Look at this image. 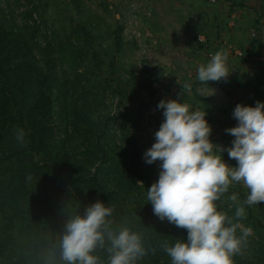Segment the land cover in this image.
<instances>
[{"label":"rangeland","instance_id":"rangeland-1","mask_svg":"<svg viewBox=\"0 0 264 264\" xmlns=\"http://www.w3.org/2000/svg\"><path fill=\"white\" fill-rule=\"evenodd\" d=\"M220 50L237 72L255 68L257 60L264 72V0H0V159L13 145L15 150H28L23 152L26 157L20 155L24 169L46 158L55 169L78 170L87 165L96 141L92 134L106 120L108 137L123 140L119 111L124 105H130L133 113L140 105L147 109L138 129L124 134L133 152L136 142L149 148L163 120L162 109H157L161 99L181 100L190 110L206 111L210 139L230 146L233 137L225 129L236 124L232 104L225 107L217 101L221 84L197 79V67ZM33 125L34 138L24 133L22 141L16 139L17 129L29 132ZM221 156L235 166L226 151ZM144 167L151 176L149 187L158 179L159 161H144ZM26 175L17 202L0 209V236L3 231L11 234V241L0 250V264L50 260L59 264V250L53 249V243L64 229L66 216L83 214L86 207L78 200L49 196L44 183L36 184L34 171L27 169ZM239 188L246 198L249 190L242 182L231 183L220 203L215 202L216 210L227 207L223 212L233 218L242 205L245 214L251 211L264 223V209H260L264 203L248 210L245 199L238 197ZM232 195L235 201L229 199ZM115 202L120 209L117 212L112 206L114 227L137 231L145 248L151 249L142 258L148 264H172L161 244L172 246L186 239L187 231L155 216L147 193L144 208L129 201L123 205L119 194ZM40 204L42 209L37 207ZM60 216L64 217L56 219ZM11 217H19L20 222L10 225ZM45 223L52 227H38ZM252 234L232 258L233 264L253 254ZM94 254L107 264L105 249ZM249 264L263 263L254 259Z\"/></svg>","mask_w":264,"mask_h":264},{"label":"clouds","instance_id":"clouds-1","mask_svg":"<svg viewBox=\"0 0 264 264\" xmlns=\"http://www.w3.org/2000/svg\"><path fill=\"white\" fill-rule=\"evenodd\" d=\"M227 60V53L215 52L197 68V79L227 78ZM157 109H162L163 120L154 142L142 154L145 163L159 161L158 179L147 187V201L161 221L187 230L186 239L172 246L164 242L161 248L172 264H233L232 257L241 251L252 230L233 223L216 210L214 202L235 182L249 190L244 204L264 202V101L234 106L236 124L225 129L233 137L230 146L210 139L212 128L205 119L206 111L190 110V105L177 99H161ZM15 135L22 141L24 130L17 129ZM225 151L236 161L235 166L222 158ZM229 199L235 201L236 196ZM112 213V206L97 200L83 214L66 216L64 229L53 243V249L59 250V264H103L94 254L97 249L108 253L107 264H137L151 249L145 248L137 231L113 227ZM244 215V207L238 205L235 218L238 221Z\"/></svg>","mask_w":264,"mask_h":264},{"label":"trees","instance_id":"trees-1","mask_svg":"<svg viewBox=\"0 0 264 264\" xmlns=\"http://www.w3.org/2000/svg\"><path fill=\"white\" fill-rule=\"evenodd\" d=\"M139 107L138 113H133V108L130 105H124V109L119 111L120 122L123 126V129L119 131V135L123 140L118 141L115 136L112 140L108 137L107 120L94 134H92L96 140L94 147H92L89 156L86 157L88 159L86 162L87 165L84 166V164H82L78 170H72L66 167L55 169L50 164L51 160H47L44 157L40 162L37 161L35 165L30 164L28 168L24 169L21 167V161L23 159L21 160L20 155L21 157H26L27 153L25 152V154H23V152L28 150L25 148L15 150L12 145L10 147L11 150L8 152L4 151L6 157L0 159V166H2V168L0 167V209L6 205L8 206V204L11 206L17 202V195L21 192L26 183L27 169L28 171H34L36 173L35 179L38 181L36 184L42 182L49 188V196L55 194L63 198L64 201L78 200L77 202L84 204L85 207L100 200L105 205L113 206L118 212L120 209L119 202H115V198L119 194L123 197V205H126L129 201V204L135 202L138 207L144 208V198L147 193L148 182L151 179L150 174L146 171V167H144V160L142 159V154L147 148L145 144L136 142V145H134L135 152H133L127 143V135L124 134L127 132H124L125 130H130L132 128L138 129L140 121L145 120V116L148 115L146 108L143 109L141 105ZM145 113H147V115ZM8 114H10V111H8ZM24 133L29 134L26 135L27 138H34L36 136L34 125L30 128L29 132ZM141 136L143 137L142 132ZM0 137L3 138L1 132ZM108 140L111 142L107 143ZM52 164H56L54 159L52 160ZM42 171H45L44 176L41 174ZM38 174L39 176H37ZM48 177H50L49 180L45 181L44 179ZM238 191V197L243 201L245 195L241 188H239ZM131 199H135V201ZM215 202L218 204L220 203L219 200ZM42 204L37 206L38 209H42ZM247 209L249 210V206H247ZM260 209L262 210L264 207L261 205ZM222 210H227V207L222 208ZM217 211L223 212L221 210ZM223 213L227 217L232 218L229 212ZM63 217L64 216H60L56 219ZM12 218L13 217L8 221L10 225L11 221L20 222L19 217ZM232 219L233 223L245 222L249 224V228L253 233L249 237L252 241L253 254H251L250 257H246L244 262L240 260L238 264H249L254 259H258L264 264V223L260 218L254 217L251 211L238 221L235 216ZM113 223L117 225L116 222L113 221ZM40 226L51 225L45 223L40 224L38 227ZM3 233L4 234L0 236V250L11 241V234L7 231H3ZM236 234L239 235L238 228ZM235 257L236 255L232 258ZM145 260L146 259L141 258L137 261V264H148Z\"/></svg>","mask_w":264,"mask_h":264},{"label":"crops","instance_id":"crops-1","mask_svg":"<svg viewBox=\"0 0 264 264\" xmlns=\"http://www.w3.org/2000/svg\"><path fill=\"white\" fill-rule=\"evenodd\" d=\"M212 56V55H211ZM231 61V60H230ZM206 64V63H201ZM199 65V64H198ZM233 62L227 60V70L229 75L227 78H222L218 81L222 88L218 91L221 93V97L217 100L220 104L227 107V104H232L231 112L237 103H243L247 105H254L256 101H264V72L262 65L258 64L255 68H245L241 72H237L236 69L231 68ZM198 68V67H197ZM249 73V77H247ZM218 87V86H217ZM215 87V88H217Z\"/></svg>","mask_w":264,"mask_h":264},{"label":"built area","instance_id":"built-area-1","mask_svg":"<svg viewBox=\"0 0 264 264\" xmlns=\"http://www.w3.org/2000/svg\"><path fill=\"white\" fill-rule=\"evenodd\" d=\"M210 1H212V0H210Z\"/></svg>","mask_w":264,"mask_h":264}]
</instances>
